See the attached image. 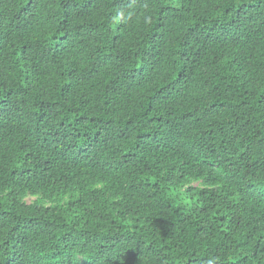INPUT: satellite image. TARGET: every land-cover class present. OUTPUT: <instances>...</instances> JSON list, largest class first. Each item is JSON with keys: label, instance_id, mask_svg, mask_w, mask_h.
<instances>
[{"label": "trees", "instance_id": "obj_1", "mask_svg": "<svg viewBox=\"0 0 264 264\" xmlns=\"http://www.w3.org/2000/svg\"><path fill=\"white\" fill-rule=\"evenodd\" d=\"M264 264V0H0V264Z\"/></svg>", "mask_w": 264, "mask_h": 264}, {"label": "clouds", "instance_id": "obj_2", "mask_svg": "<svg viewBox=\"0 0 264 264\" xmlns=\"http://www.w3.org/2000/svg\"><path fill=\"white\" fill-rule=\"evenodd\" d=\"M210 264H211V262H210Z\"/></svg>", "mask_w": 264, "mask_h": 264}]
</instances>
